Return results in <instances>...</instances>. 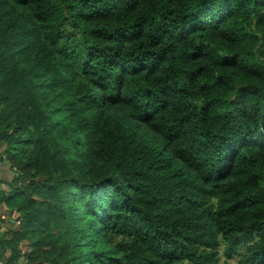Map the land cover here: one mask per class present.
<instances>
[{"label":"trees","instance_id":"obj_1","mask_svg":"<svg viewBox=\"0 0 264 264\" xmlns=\"http://www.w3.org/2000/svg\"><path fill=\"white\" fill-rule=\"evenodd\" d=\"M186 2L135 0L127 7L135 10L148 4L151 15L140 19L157 21L174 18ZM81 3L88 6V0ZM62 4L67 0H56L52 8L59 12ZM34 7H39L38 0H0V168L4 166L6 171L0 184L19 176L21 183L31 181L41 189H50L57 175L78 170V166L111 168L116 155L126 157L130 171L134 166L144 171L133 173L137 183L129 186L127 200L114 201L110 210L100 215L87 213L98 223L95 229L91 222L83 226L85 216L71 191H65L60 203L54 196L41 199L37 189H33L37 195L32 199L26 192H9L0 201V258L6 255L9 264H228L221 262L222 250L227 260L235 259L237 264H264V148L241 147L235 166L225 170L222 180L213 182L215 188L194 194L185 185L187 174L179 164L169 161L162 151L150 152L152 146L144 136L136 135L119 114L97 103L92 91L98 83L77 65L76 49L69 45L75 34L59 28V19L42 21L32 12ZM67 7L75 12V5ZM94 7L96 20L111 21L112 34L120 31L112 7L99 0ZM76 18L88 19L81 13H76ZM68 19L63 17L64 22ZM37 21L46 27H36ZM224 23L228 25L224 35H209L208 45L199 42L203 29L191 34L196 48L214 46L225 53L213 69L214 81L204 86L213 95L208 103L221 112L229 107L235 111L237 99L255 104L264 97L260 72L264 65L258 63L264 58V38L244 31L243 16L233 14ZM257 23L264 29V22ZM138 26L139 21L131 25ZM105 31L103 26L94 28L90 35ZM241 49L248 71L235 74L238 65L233 61L242 55ZM174 52L165 62L171 60L176 74H186L184 79L191 85L205 69L190 71L185 54ZM89 56L102 60L95 52ZM187 91L180 89L181 93ZM207 107L204 104L201 112ZM29 128L34 133L21 139ZM21 156L24 164L18 172ZM146 156L151 162L145 168ZM99 183L97 192L103 198L107 189L104 181ZM5 191L0 187V192ZM213 196L222 205L219 212L204 207ZM21 200H27V206H17ZM5 236L9 239L7 250L2 246Z\"/></svg>","mask_w":264,"mask_h":264},{"label":"clouds","instance_id":"obj_2","mask_svg":"<svg viewBox=\"0 0 264 264\" xmlns=\"http://www.w3.org/2000/svg\"><path fill=\"white\" fill-rule=\"evenodd\" d=\"M99 2L113 8L119 21V32L112 34L111 21H98L92 16L97 0H88L87 7L82 5L81 0H67V4L75 5V12L69 11L67 4H62L61 10L56 12L52 8L56 0H38L39 7H34L32 12L38 13L41 20L47 23L59 19V28L75 34L69 45L76 49L77 65L88 73L89 79L98 83V87L92 91L98 97L97 103L119 114L136 135L144 136L152 146L150 152L162 151L169 161L179 164L187 174L185 185L193 189L194 194L203 189H214L213 182L222 180L225 170L235 166L241 147L252 145L264 148V97H259L261 102L255 104L237 99L235 111L229 107L226 112L219 111L214 103H208L213 100V95L204 86L214 81L213 69L223 60L225 53L214 46L196 48V38L191 35L203 29L199 32V42L208 45L211 43L208 36L224 35L228 28L224 21L235 14L243 16L246 21L244 31L255 32L264 38V29L257 23L264 22V0H187L185 7L178 9L174 18L157 21L140 19L151 15L148 4L130 10L127 5L135 0ZM50 12H56V15L52 16ZM76 13L86 15L88 19L79 20ZM64 16L69 17L66 22L63 21ZM138 21V27H131ZM102 26L106 29L104 33L90 35L92 29ZM36 27L44 28L46 23L37 21ZM91 45H95V48H91ZM174 50H181L185 54L190 71L201 67L205 69L191 85L184 79L186 74H176L171 60L165 62L169 53L175 54ZM89 52H95L102 60L90 57ZM192 52L196 55H190ZM241 52L242 55L233 61L238 65L233 70L235 74H240L241 70L248 71L244 49ZM258 63L264 65V58ZM260 72L264 75V68ZM181 88L188 91L181 93ZM148 89H151L150 93ZM204 104H208V107L201 112ZM34 131L29 128L20 138L26 139ZM112 159L115 163L111 168L93 164L90 167L78 166V170H67L55 177L50 189H41L40 184H32L31 181L21 183L17 176L11 183L0 184L6 189L0 192V201L13 191L26 192L28 198L32 199L37 195L33 189H37L41 192V199L54 196L56 203H60L65 191H71L79 200L77 207L81 215L85 216L83 226L87 227L91 222L95 229L98 223L87 213L92 211L100 215L109 211L114 201L127 200L129 186L137 183L133 173L144 171L139 166H134L130 171L123 155L113 156ZM150 162L146 156L145 168ZM23 164L24 158L21 156L16 171H21ZM99 181H104V188L107 189L103 198L97 192L101 188ZM221 187L227 185L222 184ZM27 203V200H21L17 206H27ZM204 207L219 212L222 205L213 196ZM229 243L225 242V247ZM2 246L5 250L9 248L7 236ZM0 264H9L6 255L0 258Z\"/></svg>","mask_w":264,"mask_h":264},{"label":"rangeland","instance_id":"obj_3","mask_svg":"<svg viewBox=\"0 0 264 264\" xmlns=\"http://www.w3.org/2000/svg\"><path fill=\"white\" fill-rule=\"evenodd\" d=\"M220 252H221L220 255H221V262L222 263L225 262V261H228V264H237L235 259L227 260V256L224 254V252L222 250H220Z\"/></svg>","mask_w":264,"mask_h":264},{"label":"crops","instance_id":"obj_4","mask_svg":"<svg viewBox=\"0 0 264 264\" xmlns=\"http://www.w3.org/2000/svg\"><path fill=\"white\" fill-rule=\"evenodd\" d=\"M3 169H4V166H2V167L0 168V178H2V179L5 178L4 176L6 175V171L3 170ZM2 218H3V219L6 218V215H3V214H2ZM5 228H7V227L4 226V229H5Z\"/></svg>","mask_w":264,"mask_h":264},{"label":"built area","instance_id":"obj_5","mask_svg":"<svg viewBox=\"0 0 264 264\" xmlns=\"http://www.w3.org/2000/svg\"><path fill=\"white\" fill-rule=\"evenodd\" d=\"M0 164H1V161H0ZM4 230H6V231H7V228H5Z\"/></svg>","mask_w":264,"mask_h":264}]
</instances>
